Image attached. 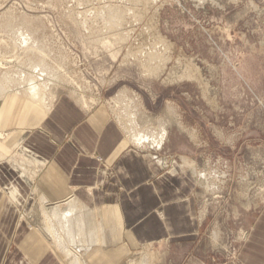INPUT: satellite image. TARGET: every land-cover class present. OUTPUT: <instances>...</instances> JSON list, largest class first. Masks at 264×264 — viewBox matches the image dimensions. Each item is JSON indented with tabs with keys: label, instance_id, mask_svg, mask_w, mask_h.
<instances>
[{
	"label": "rangeland",
	"instance_id": "374dc122",
	"mask_svg": "<svg viewBox=\"0 0 264 264\" xmlns=\"http://www.w3.org/2000/svg\"><path fill=\"white\" fill-rule=\"evenodd\" d=\"M108 10L121 14L111 19ZM17 31L38 41L56 77L46 91L53 96L50 111L65 96L87 112L105 108L124 140L131 136L129 121L151 139L164 129L161 148L142 142L127 151L139 156L133 164L143 174L152 163L163 173L183 170L192 191L198 232L125 248L111 264H249L256 258L243 257L245 244L264 256V0H0V80L5 70L14 76L25 64L30 69V45L20 42ZM36 46L27 55L37 56ZM11 95L4 106L0 98L1 114L15 109L18 99ZM8 110L0 131L10 140L0 139V146L14 154L11 132L37 119L28 106ZM5 165L0 187L7 176L17 177L18 168ZM42 166L40 159L25 166L33 176L22 177L30 186L25 212L9 205L0 190V236L6 235L0 264H13L9 255L18 243L10 239L20 218L44 227L41 192L33 189ZM111 216L101 218L108 223V244L121 235Z\"/></svg>",
	"mask_w": 264,
	"mask_h": 264
},
{
	"label": "crops",
	"instance_id": "0c3cea01",
	"mask_svg": "<svg viewBox=\"0 0 264 264\" xmlns=\"http://www.w3.org/2000/svg\"><path fill=\"white\" fill-rule=\"evenodd\" d=\"M59 98V103L48 113L30 110L37 123L31 119L30 126L18 131L28 132L25 145L43 163L37 176L43 188L56 199L73 195L84 207L96 211L95 217L102 228L96 241L103 245L89 256L90 264H111L118 261L119 252L125 248L134 250L145 244L170 243L177 235L187 237L198 232V222L193 220L194 208L190 207L188 197L192 191L183 183V170L163 173L152 163L148 172H138L140 166L133 163L138 165L139 156L127 151L132 143L124 140L120 128L105 108L87 112L71 98ZM7 110L8 107L3 110L1 122L8 115ZM11 110L15 109L9 107L8 112ZM17 177L7 176L0 190H6L9 201V195H13L15 201L10 204L8 201L9 205H14L15 210L20 206L25 212L30 204V186L20 178L15 181ZM0 210L5 211L1 201ZM108 215H112L114 221L118 219L116 231H121L111 244H108V223L102 221L109 219ZM92 218L94 223L95 218ZM27 223L28 219L20 218L15 224L10 241L16 237L18 244L12 251L15 253L9 255L12 263L63 264L64 260L60 262L57 253L49 252L38 232L28 230ZM5 224L1 223L2 226ZM2 234L0 241L5 242V231ZM17 251L21 253L20 261ZM257 251L245 244L242 255L248 262L250 254H254L256 260L249 264H264L263 254Z\"/></svg>",
	"mask_w": 264,
	"mask_h": 264
},
{
	"label": "bare ground",
	"instance_id": "6f19581e",
	"mask_svg": "<svg viewBox=\"0 0 264 264\" xmlns=\"http://www.w3.org/2000/svg\"><path fill=\"white\" fill-rule=\"evenodd\" d=\"M104 13H107V12L105 11ZM119 13L120 12H117V10L116 11L108 10V17L111 18V16L113 17L115 15L117 17ZM119 21L120 20L118 19L110 20L109 23L110 25H113V24L117 25ZM24 34H21V32L20 33L18 32V36L21 39L20 42L23 43V45L26 46L27 49L29 45L30 47L32 45V47L31 48L29 47V49L26 51V57H27L26 60H28L27 62L29 64L28 68L30 66V69L27 70L26 68L27 66L25 64L24 65L25 67H23L24 70L23 69L18 70L17 74L14 73L15 74L14 76L13 75L10 76L9 73H6L7 70H5L6 72L4 71L6 75H4V78H1L2 80H0V98H2L1 104H3L4 106L7 103L8 95L12 93L13 96L11 95L12 96L11 99L13 101L18 99V101L13 102L14 106L15 104H17L15 106L16 111H23V109H25L28 106L30 110H33V112L35 113H48L52 107L50 100H52L53 96L50 95L47 98L48 94L46 95V93L50 92L49 87H48L50 84V80L53 79V77L54 79L56 77L53 76L52 68L46 64L47 62V61L45 62L46 58L41 57L40 51L42 47L40 49V48H37L36 46L38 45L37 44L38 41H35L33 37L31 38ZM35 46L37 49H39L38 51H36L37 53H39L38 54L39 56L32 54L31 55L32 57L34 56L37 57V58H32L31 56L27 54L29 52L34 53ZM0 65H1V62H0ZM13 83L17 84V86L15 85L16 87L15 86L12 87L11 85ZM132 114L135 116L134 113ZM132 114L129 115V117L130 116L133 117ZM1 115L2 114L0 112V124H1ZM130 125H131V128L129 127L131 130L130 131L131 136L129 138L130 143L138 146L142 142H147L148 144L149 143L153 144V142H156V144H154V145H157L156 148L161 147L162 145L161 143L165 135L164 129H162V132H160L157 137L152 136V139H151L150 135L141 134L139 131H137V129H135L134 127L135 124L133 123V121L132 122L129 121V126ZM11 133H14V137L12 138V143L9 141L11 143L10 146L7 143L6 144L9 147L16 148V152L14 154L13 153L9 154L6 151H4L2 146H0V164L5 165V162H7L10 169L13 168L16 170V168H18L19 171L16 170V175L18 176V178H21L23 181L27 182L30 179L33 180V176L31 175L32 173L28 174L25 166L26 164L29 165V163H32V162H35L36 164L39 163V158L36 156V154L31 149H29V147L25 145L24 141L26 140V137L28 136V132L27 131H18V132L13 131ZM7 135H9V133L0 131V139L2 140L4 139L5 142L7 139H9L7 138ZM10 136L12 137V135ZM172 169H174V167ZM38 174L39 173H37L36 176ZM22 177H25L28 180ZM33 189H34V192L37 193V195L41 192L38 195L39 200L37 203H38L39 209L38 208L37 209L39 210V213H41L40 216L42 215L44 227H41V229L37 230L28 225V230L38 232L45 240V243H46L45 245L46 247H48L47 249L49 250V252L57 253L64 260L66 264H90L88 262L89 256L94 253L96 248L101 247L103 245L102 243H100L101 241L100 242L96 241L99 238L98 235L102 230L100 226L101 225L100 221L96 220V217H95L96 211H92L91 209L84 207V205L80 204L79 201H77L73 197V195L67 196L66 198H63V199L54 198L46 189L43 188L39 179H38V183L36 187L35 188L33 187ZM37 189H41V190L39 191ZM11 190H16V189L11 188ZM9 198H10V201L8 200L9 204L15 201L13 195L10 194ZM34 209L35 208L33 207V210ZM92 216L95 218L94 223L91 220H90L91 222L88 221L89 218L93 219ZM116 218H118V216ZM118 222H119L118 219L115 220L114 226H116ZM27 264H34V263L28 261ZM139 264H146V261L143 259V261H141Z\"/></svg>",
	"mask_w": 264,
	"mask_h": 264
}]
</instances>
